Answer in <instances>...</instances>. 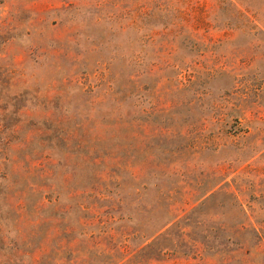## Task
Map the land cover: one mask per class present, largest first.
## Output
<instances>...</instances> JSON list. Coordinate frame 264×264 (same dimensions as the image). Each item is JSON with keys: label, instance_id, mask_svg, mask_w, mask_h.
<instances>
[{"label": "rangeland", "instance_id": "1", "mask_svg": "<svg viewBox=\"0 0 264 264\" xmlns=\"http://www.w3.org/2000/svg\"><path fill=\"white\" fill-rule=\"evenodd\" d=\"M0 264H264V0H0Z\"/></svg>", "mask_w": 264, "mask_h": 264}]
</instances>
